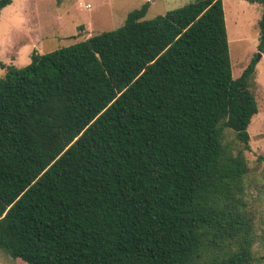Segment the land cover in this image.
Instances as JSON below:
<instances>
[{
	"label": "trees",
	"instance_id": "obj_1",
	"mask_svg": "<svg viewBox=\"0 0 264 264\" xmlns=\"http://www.w3.org/2000/svg\"><path fill=\"white\" fill-rule=\"evenodd\" d=\"M258 50L264 52V0ZM12 0H0V14ZM1 64L0 249L27 264H260L244 199L256 59L222 0ZM231 128L242 148L225 143Z\"/></svg>",
	"mask_w": 264,
	"mask_h": 264
},
{
	"label": "rangeland",
	"instance_id": "obj_2",
	"mask_svg": "<svg viewBox=\"0 0 264 264\" xmlns=\"http://www.w3.org/2000/svg\"><path fill=\"white\" fill-rule=\"evenodd\" d=\"M145 0H12L0 14L1 64L23 66L33 50L40 53L68 46L92 34L120 27L127 14ZM193 0H151L144 19H151L169 9ZM229 42L232 74L239 76L256 59L251 89L259 111L249 125L250 148L243 151L248 165L244 177V199L253 222L256 256L264 254V52L258 50L262 5L249 0H222ZM261 52V57L258 54ZM225 143L233 152L242 148L234 131L225 129ZM0 264H27L0 249ZM264 264V260L260 262Z\"/></svg>",
	"mask_w": 264,
	"mask_h": 264
},
{
	"label": "water",
	"instance_id": "obj_3",
	"mask_svg": "<svg viewBox=\"0 0 264 264\" xmlns=\"http://www.w3.org/2000/svg\"><path fill=\"white\" fill-rule=\"evenodd\" d=\"M261 57V52L258 54V58H260Z\"/></svg>",
	"mask_w": 264,
	"mask_h": 264
}]
</instances>
